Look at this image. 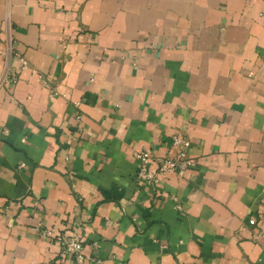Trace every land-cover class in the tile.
Segmentation results:
<instances>
[{
	"label": "crops",
	"instance_id": "0c3cea01",
	"mask_svg": "<svg viewBox=\"0 0 264 264\" xmlns=\"http://www.w3.org/2000/svg\"><path fill=\"white\" fill-rule=\"evenodd\" d=\"M0 264H264V0H0Z\"/></svg>",
	"mask_w": 264,
	"mask_h": 264
},
{
	"label": "built area",
	"instance_id": "2783aa9c",
	"mask_svg": "<svg viewBox=\"0 0 264 264\" xmlns=\"http://www.w3.org/2000/svg\"><path fill=\"white\" fill-rule=\"evenodd\" d=\"M20 69H25L29 62L24 55L19 56ZM15 81L14 78H12ZM190 139L183 133H177L173 137L172 150L173 154L165 157H156L152 152L142 150L135 152L134 156L138 161L137 178L144 181L148 185H155L159 178L164 175L176 173L183 163H193L189 158ZM154 166V167H153ZM176 200V198H175ZM251 223H255L252 218ZM80 230L82 227L79 228ZM76 230L72 234L58 232L53 227L46 226L42 222H38L35 230L44 238L52 241L60 247L61 257L73 256L77 261L81 262L85 259V241L80 235V231Z\"/></svg>",
	"mask_w": 264,
	"mask_h": 264
}]
</instances>
